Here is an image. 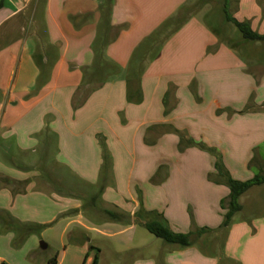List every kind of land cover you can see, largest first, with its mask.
<instances>
[{
	"label": "crops",
	"instance_id": "obj_1",
	"mask_svg": "<svg viewBox=\"0 0 264 264\" xmlns=\"http://www.w3.org/2000/svg\"><path fill=\"white\" fill-rule=\"evenodd\" d=\"M110 2L0 0V264H109L106 249L138 254L123 264H264V213L246 214L264 184L223 229L216 159L181 152L176 132L234 181L263 174L264 43L242 54L201 12L144 54L194 0ZM232 11L264 35V0ZM152 221L192 245L160 243Z\"/></svg>",
	"mask_w": 264,
	"mask_h": 264
},
{
	"label": "trees",
	"instance_id": "obj_2",
	"mask_svg": "<svg viewBox=\"0 0 264 264\" xmlns=\"http://www.w3.org/2000/svg\"><path fill=\"white\" fill-rule=\"evenodd\" d=\"M112 2V1H111ZM107 7V6H106ZM187 13L188 9H182L178 16L175 19V23H178V26H181L187 20ZM225 18L226 21L233 24L237 30L242 35L243 39L250 43L261 42L264 43V35H260L253 31L251 25L247 22H239L236 20L231 14L227 13L225 10ZM258 83V81H257ZM172 90H169L166 97H165V106H167L168 98L170 97ZM264 110V106L262 108ZM253 110L252 105H248L242 113L250 112ZM169 111H166L165 114H168ZM180 137L179 143V150L181 152L185 151L186 149L197 147L202 151H206L213 155L216 159L215 169L217 171L216 175L210 176V180L214 181L217 184H226L230 190L231 195L230 197L222 203L223 207H226L228 212L225 216V220L223 223V229H228L232 224L233 217L242 211V206L240 204V199L243 195H245L251 188L255 186H261L264 184V176L257 175L253 179L246 181V182H239L234 181L229 176L228 172L226 171L221 154L214 148H210L203 143H196L191 139H187L185 133H181L180 131H176ZM223 179H225L223 181ZM145 228L147 231L155 236L156 238L162 240L163 242L170 244V245H177L182 248H188L192 245L191 235L190 234H176L172 232L169 227L164 224V222H149L145 224ZM201 232H205L204 230ZM200 232V233H201ZM91 250H95L91 248ZM48 264H56V260H50ZM92 264H99V257L96 255Z\"/></svg>",
	"mask_w": 264,
	"mask_h": 264
},
{
	"label": "rangeland",
	"instance_id": "obj_3",
	"mask_svg": "<svg viewBox=\"0 0 264 264\" xmlns=\"http://www.w3.org/2000/svg\"><path fill=\"white\" fill-rule=\"evenodd\" d=\"M104 2V6H107V3H111L110 0H101ZM112 4H114L112 2ZM236 5V0H194V2L191 4V6L188 8V13L187 17H189L191 14L194 13H201L203 12L204 18L206 22L215 30V32L218 34V36L231 44V46L235 48H239L240 52L242 54L248 53L253 49L252 44L250 42H247L243 39L242 35L240 32L237 30V28L226 21L225 18V10L227 13L231 14L233 16V11H232V6ZM179 13L174 17L173 21H169L167 25L164 27L162 30V33L160 36L156 39L154 38H149L147 41L150 46H143V52L146 53V51L149 49L150 55H156L157 52L159 51V44H162L164 38L178 26V23H175V19L178 16ZM254 31V30H253ZM255 32V31H254ZM159 43V44H158ZM248 43V44H246ZM246 45L245 47L241 45ZM148 47V48H147ZM161 47V45H160ZM145 48V49H144ZM143 54V55H144ZM141 55V54H140ZM259 58L262 63H264V50L262 53L258 54ZM140 57V56H139ZM90 79V77H89ZM260 82V81H258ZM264 176V172L262 174ZM255 192H253L252 195H254ZM263 201L261 203V206L256 208L254 205L250 204V201L247 202L246 204V214H251L254 217L261 218L260 216L264 213V193L262 194ZM96 224H100V221H94ZM95 224V223H94ZM228 234V233H227ZM89 237L93 239H97L96 235L94 234H89ZM152 237V236H150ZM155 239V238H153ZM98 243V242H97ZM100 243V242H99ZM160 243H164L162 240ZM105 248H107V243L103 242ZM47 255V254H45ZM138 256L137 253H125L123 255L118 256V259H115V256L109 251V249L105 250V258L106 261L109 264H123V263H128L133 257Z\"/></svg>",
	"mask_w": 264,
	"mask_h": 264
},
{
	"label": "water",
	"instance_id": "obj_4",
	"mask_svg": "<svg viewBox=\"0 0 264 264\" xmlns=\"http://www.w3.org/2000/svg\"><path fill=\"white\" fill-rule=\"evenodd\" d=\"M41 247H42V248H45L46 245H45L44 243H41Z\"/></svg>",
	"mask_w": 264,
	"mask_h": 264
}]
</instances>
